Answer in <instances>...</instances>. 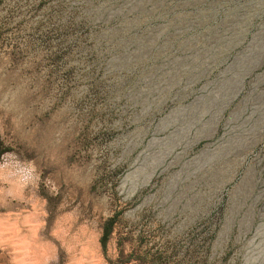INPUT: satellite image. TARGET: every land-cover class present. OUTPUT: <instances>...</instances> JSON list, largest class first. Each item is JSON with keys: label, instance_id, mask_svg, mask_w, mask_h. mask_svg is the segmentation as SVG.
Wrapping results in <instances>:
<instances>
[{"label": "rangeland", "instance_id": "obj_1", "mask_svg": "<svg viewBox=\"0 0 264 264\" xmlns=\"http://www.w3.org/2000/svg\"><path fill=\"white\" fill-rule=\"evenodd\" d=\"M0 264H264V0H0Z\"/></svg>", "mask_w": 264, "mask_h": 264}, {"label": "trees", "instance_id": "obj_2", "mask_svg": "<svg viewBox=\"0 0 264 264\" xmlns=\"http://www.w3.org/2000/svg\"><path fill=\"white\" fill-rule=\"evenodd\" d=\"M105 230H106V232H108V230H109V227H108V228H106Z\"/></svg>", "mask_w": 264, "mask_h": 264}]
</instances>
